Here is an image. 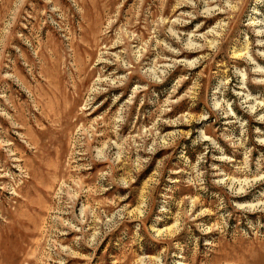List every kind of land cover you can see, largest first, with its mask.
I'll return each instance as SVG.
<instances>
[{"label":"rangeland","instance_id":"rangeland-1","mask_svg":"<svg viewBox=\"0 0 264 264\" xmlns=\"http://www.w3.org/2000/svg\"><path fill=\"white\" fill-rule=\"evenodd\" d=\"M0 264H264V0H0Z\"/></svg>","mask_w":264,"mask_h":264}]
</instances>
